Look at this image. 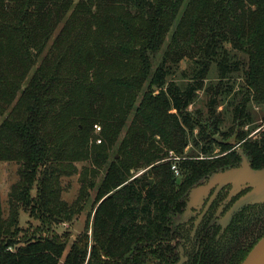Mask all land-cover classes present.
Masks as SVG:
<instances>
[{"label":"trees","instance_id":"16d2710c","mask_svg":"<svg viewBox=\"0 0 264 264\" xmlns=\"http://www.w3.org/2000/svg\"><path fill=\"white\" fill-rule=\"evenodd\" d=\"M169 32L166 55L153 69L151 57ZM228 51L230 61L224 59ZM168 55L196 58L185 87L167 81ZM220 56L221 78L240 72L245 81L234 120L250 123L249 102L264 103V0H0V161L20 164L7 217L0 195V264H60L66 244L54 237L21 239L19 213L31 209L40 219H71L74 208L61 199L59 180L74 160L89 157L105 165L104 177L93 185V239L72 245L65 264H174V223L191 189L238 166L242 155L228 143H219L215 156L203 146V157L183 161L178 182L171 161L159 162L167 151L155 139L184 151L196 128L187 109ZM132 113L119 154L111 161L105 153L94 155V126L101 124L112 142L107 130L124 126ZM257 133L250 139L238 131L237 143L260 169L264 129ZM141 168L147 170L132 179L131 171ZM263 214L261 209L247 218L240 242L253 237ZM263 235L229 264H240Z\"/></svg>","mask_w":264,"mask_h":264},{"label":"rangeland","instance_id":"374dc122","mask_svg":"<svg viewBox=\"0 0 264 264\" xmlns=\"http://www.w3.org/2000/svg\"><path fill=\"white\" fill-rule=\"evenodd\" d=\"M77 1L79 0H76V2ZM60 29L61 26L55 32L47 50L52 45L53 40L56 38ZM171 34V32L167 34L163 49L155 56L151 57L153 69L156 68L157 64L166 55L165 52L171 41ZM171 56L172 55L166 56V62L164 64L167 71V81L175 82L179 86L185 87L186 84L192 80L194 68L198 66L195 62L196 58L187 57L176 61V57L173 59ZM221 56L217 61H214L211 64L206 73L203 87L197 91L196 97L187 109L196 122V128L192 133L187 134L188 144L184 148V151L182 153H177L173 149L166 148L163 143H161L159 136L155 139L157 143L167 151V156L165 155V157L159 162L171 161V165L173 163L178 165L180 173L179 175L175 174L178 182L183 179V173L186 171L182 164L183 161H185V159L197 158L198 155L203 157L204 154L201 153V148L203 146L210 147V151L207 154L212 156L219 154L221 149L219 143H228L233 146L234 149H237L244 154L243 147L237 143V132L243 131L250 139H255L258 135L257 132L264 129V103H257L254 100L249 102L248 112L251 116L250 123L239 126V121L236 122L234 120V106L242 98L245 81L240 72H231L227 74L225 78H221L222 72L219 67ZM224 59L226 61L232 59V55L229 51L228 56H225ZM40 61L41 58H39L37 65L31 70L29 77H27L26 84L41 63ZM153 88L156 90L155 93H158L159 90H157V87ZM212 88L213 90L209 92L208 90H211ZM215 89L219 90V93L214 94ZM213 97L216 100V104L214 107H211V99ZM132 119L133 113L126 123H124V126L115 125L112 130H107L108 134H114L112 142H109L104 138L103 133L105 130H101V124H96L91 131L89 142V147L94 155L99 153L104 156L105 153L109 156L107 157V161H111L115 154L118 155L119 145L124 139L127 130L131 125ZM202 129L204 130V134L201 138L200 132ZM100 146L103 147L98 148ZM173 156L179 158L175 160L173 159ZM91 159L92 157H89L88 159L74 160L72 167H68L69 175L60 177V197L63 201H66L68 205L73 206L74 208V214L71 219L61 220V218L53 221L44 218L40 219L37 215L31 212V209H21L19 213V226L21 229L19 237L21 239L28 240L33 237H54L66 244L65 252L60 264H65L64 259L69 253L72 245L75 244L79 246L81 245L80 241L85 243L87 239L88 241H92L93 239L92 223L96 210V208H94L96 186L93 187V185H98L101 182L105 173V165L94 164ZM19 170L20 164L15 161H0V195L5 217L9 215V198L12 186L20 180ZM146 170L147 169L144 168L132 170V179L141 175ZM36 185L37 183L35 182V186L32 190V194L34 195L36 194ZM230 185V194H236L239 191L245 190L244 188L239 190L238 184L231 183ZM198 194L199 195L194 197H197L200 200L204 199L202 193ZM262 206L264 207V205ZM229 212L226 214L228 219ZM263 230L264 223L256 228L255 234L249 239L247 244L251 243ZM177 240L178 239H176L175 242H177Z\"/></svg>","mask_w":264,"mask_h":264},{"label":"flooded vegetation","instance_id":"af4514ba","mask_svg":"<svg viewBox=\"0 0 264 264\" xmlns=\"http://www.w3.org/2000/svg\"><path fill=\"white\" fill-rule=\"evenodd\" d=\"M230 186H224L215 197L213 188L202 200L188 194L184 212L174 223L179 233L174 243V264H229L230 258L239 256L251 244L240 242L241 229L248 217L264 210V202L248 205L228 219L227 212L249 190L230 194Z\"/></svg>","mask_w":264,"mask_h":264},{"label":"water","instance_id":"95a60500","mask_svg":"<svg viewBox=\"0 0 264 264\" xmlns=\"http://www.w3.org/2000/svg\"><path fill=\"white\" fill-rule=\"evenodd\" d=\"M242 162L238 166L227 167L209 175L205 183L191 189V197L207 195L215 188V197L226 185L234 183L239 185V190L249 189L233 205L229 212V218L241 211L248 205L260 204L264 202V168L255 169L251 166L247 156L242 154ZM152 182V179L150 180ZM240 264H264V235L252 247Z\"/></svg>","mask_w":264,"mask_h":264},{"label":"built area","instance_id":"2783aa9c","mask_svg":"<svg viewBox=\"0 0 264 264\" xmlns=\"http://www.w3.org/2000/svg\"><path fill=\"white\" fill-rule=\"evenodd\" d=\"M179 157H176V156H173V159H178ZM172 170L174 171V173L176 175H179L180 171H179V168H178V165L176 163H173L172 166H171Z\"/></svg>","mask_w":264,"mask_h":264}]
</instances>
